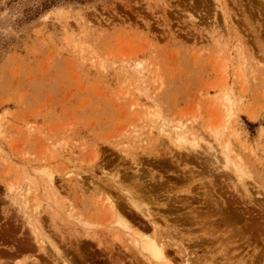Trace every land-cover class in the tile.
Listing matches in <instances>:
<instances>
[{
	"label": "rangeland",
	"instance_id": "374dc122",
	"mask_svg": "<svg viewBox=\"0 0 264 264\" xmlns=\"http://www.w3.org/2000/svg\"><path fill=\"white\" fill-rule=\"evenodd\" d=\"M132 231L264 264V0H0V264H168Z\"/></svg>",
	"mask_w": 264,
	"mask_h": 264
},
{
	"label": "bare ground",
	"instance_id": "6f19581e",
	"mask_svg": "<svg viewBox=\"0 0 264 264\" xmlns=\"http://www.w3.org/2000/svg\"><path fill=\"white\" fill-rule=\"evenodd\" d=\"M183 126V125H182ZM181 126V127H182ZM186 126L184 127H182V128H179L178 127V131L176 132L177 133V136L176 137H169V139L174 143V146H177L179 149H181V150H185V142L187 141L188 142V133L186 132ZM214 137H215V140L218 142L217 143V145H219L220 146V149L219 150H217L216 149V147H215V145L213 144V143H211L210 141H207V143L205 144V146H206V148L208 149V150H212V151H214V153L215 152H217L218 154L219 153H221V155L223 156V159H224V164H225V166L227 167V168H229V169H231V171H233L234 173H235V175L237 176V178L238 179H240V177H241V174H242V172H243V162H242V160H241V158H238V157H235V156H233L231 153H232V150H231V147L229 148V144L228 145H222L221 143H220V139H221V134L219 133V131L218 130H216V131H214ZM195 139V141H197L196 140V138H194ZM203 140H205V139H203ZM194 141V142H195ZM206 141V140H205ZM187 144V143H186ZM194 144V143H193ZM188 146V145H187ZM186 146V147H187ZM201 145H199L198 143H196V144H194V145H192L191 147H200ZM184 148V149H183ZM201 149V148H200ZM187 150H189V146L187 147ZM186 150V151H187ZM191 151L192 150H194L193 148L192 149H190ZM196 150H199V148H197ZM234 151V150H233ZM182 153V152H181ZM185 153H187V152H185ZM190 153V152H189ZM213 153V152H212ZM213 153V154H214ZM216 154V153H215ZM214 154V155H215ZM190 156V155H189ZM216 156H218V155H216ZM220 158V157H219ZM217 160V159H216ZM136 181V180H135ZM138 187V186H137ZM140 188V187H139ZM128 194V193H127ZM130 194H133V193H130ZM132 196V195H131ZM145 196V195H144ZM9 197H11V195L9 196ZM130 196H128V198H129ZM108 198V197H107ZM133 199H134V197H133ZM143 199V198H142ZM108 200L110 201V204L109 205H111V207L112 208H118V206H115L114 205V202H113V198H112V200H111V198H110V196H109V198H108ZM107 200V201H108ZM108 201V202H109ZM13 202H14V200H13ZM136 203V202H135ZM138 204V203H137ZM118 205V204H117ZM20 208V210L21 209H24V207H22V206H19ZM223 208H224V206H223ZM116 209H114V211H115ZM212 210V209H211ZM113 211V210H112ZM218 211V210H217ZM116 212V211H115ZM18 213V212H17ZM5 215H6V217H8L7 216V214L6 213H4ZM11 215V214H10ZM13 215V214H12ZM20 213L19 214H17V216L19 217V218H21L20 216ZM24 215V214H23ZM21 216H22V214H21ZM27 216V215H26ZM119 216H121L120 215V213H119ZM235 216V215H234ZM14 217V216H13ZM18 217L17 218H14L13 219V221H14V223L15 222H17L18 221ZM233 217V216H232ZM224 218V217H223ZM23 219V218H22ZM27 219H28V225H30V227H28L29 228V230H30V234H29V236L31 235L32 237L31 238H34L33 239V241L34 242H36L35 244H37V245H39V250H42L41 252H46V246L44 247V244L46 243V242H44L43 240H41V237H43L44 235H45V233H43L42 232V228L41 227H38L31 219V217H29V216H27ZM119 219H121V221H120V223H121V225L123 226V227H125L127 230L129 229V231H131L130 230V228L132 227L131 225H130V223L129 222H127L125 219H123V217L122 218H119ZM193 219H194V217H193ZM25 220H24V222H26ZM206 221V220H205ZM35 224H33V223ZM14 223H13V225H14ZM26 224V223H25ZM246 224V223H245ZM251 224V223H250ZM259 224V223H258ZM13 227V226H12ZM206 227V226H205ZM9 228H11V227H9ZM15 228V227H14ZM5 231V230H4ZM133 232H135V231H132V234H133ZM138 233V232H137ZM1 234H2V232H1ZM139 234V233H138ZM141 234V233H140ZM18 235V234H17ZM133 235H136V234H133ZM138 235H136V238L135 237H133L134 238V242H135V246L136 245H138L139 247H140V249L142 248L143 250H145L146 251V253L148 252V254H150L153 258H155V259H157V260H160V261H166V262H168V264H170V263H172V261L170 262L169 260H168V255H167V257H166V254H165V246H164V243L163 242H161V240H160V242L157 240V239H154V238H151V237H148L147 235H146V237H144V236H140L139 235V237H137ZM155 237V236H154ZM46 244H48V243H46ZM45 244V245H46ZM16 246V245H15ZM15 246H11L10 248L8 247V246H4V248H6V249H10V250H12V251H15L17 248V246L15 247ZM48 247V246H47ZM53 248H54V250H55V252L58 254L57 256H58V258H59V260H57V259H54V263L55 264H60L59 262L60 261H62V263L63 264H73L71 261H70V259H69V257L68 256H66L67 254L65 253H63V250H62V248L60 249L57 245H53ZM9 250V251H10ZM17 252V251H16ZM144 252V251H143ZM167 252V251H166ZM14 253V252H13ZM55 253V254H56ZM54 254V253H53ZM54 254V255H55ZM9 255H12V254H9ZM52 255V254H51ZM147 255V254H146ZM150 255H149V257H147V258H150ZM22 257V256H21ZM66 257H68V258H66ZM4 258V257H3ZM54 258V257H53ZM151 259V258H150ZM188 259V258H187ZM4 260H6L7 261V259H5L4 258ZM3 260V261H4ZM26 260H27V258H26ZM25 259H20V261H18V257H17V264H24L25 263V261H26ZM9 261V260H8ZM160 261H158V262H160ZM11 262V261H10ZM10 262H8V263H10ZM7 263V264H8ZM164 264V263H163Z\"/></svg>",
	"mask_w": 264,
	"mask_h": 264
}]
</instances>
